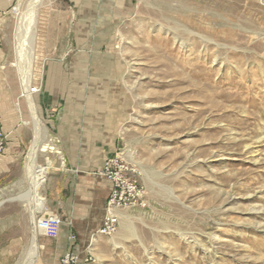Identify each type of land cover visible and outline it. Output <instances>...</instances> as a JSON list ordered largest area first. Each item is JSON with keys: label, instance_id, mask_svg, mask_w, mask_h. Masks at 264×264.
I'll return each mask as SVG.
<instances>
[{"label": "rangeland", "instance_id": "rangeland-1", "mask_svg": "<svg viewBox=\"0 0 264 264\" xmlns=\"http://www.w3.org/2000/svg\"><path fill=\"white\" fill-rule=\"evenodd\" d=\"M35 4L14 0L12 6L13 108L29 151L16 171L24 189L0 197L7 200L0 222H12L9 232L16 236L11 264L31 242V214L20 198L36 187L47 201L39 219L56 211L64 220L58 237L39 229L40 263L51 264L50 255L79 244L63 201L53 208L45 196L50 167L65 157L51 127L61 116L72 121L77 111L89 125L98 120L105 132L112 130L86 135L88 161L102 164L117 148L114 155L122 154L145 191L142 205L122 210L126 218L113 235L90 236L78 264H264V0ZM37 8L33 84L42 89L35 102L48 128L43 138L58 148L37 159L38 169L47 168L44 179L30 162L37 129L22 94L16 49L23 15L31 18ZM24 48L27 68L35 47L27 41ZM41 58L47 59L42 80ZM101 167L94 173L104 178ZM100 186L89 204L72 206L91 212L96 225L108 197ZM30 200L32 207L38 203L37 196Z\"/></svg>", "mask_w": 264, "mask_h": 264}, {"label": "crops", "instance_id": "crops-1", "mask_svg": "<svg viewBox=\"0 0 264 264\" xmlns=\"http://www.w3.org/2000/svg\"><path fill=\"white\" fill-rule=\"evenodd\" d=\"M13 4L14 0H0V120L5 132L9 134L7 149L4 153L0 154V197H7L9 191H13V189L20 192L24 189V180H21L16 175V171L19 167L18 165L21 164V160L24 159L26 151H29V142L25 140L26 137L24 136L26 132L20 125V118L15 114L13 108L14 97L16 95L13 89L15 78L12 72L13 68L11 67L13 60L12 43L9 40L13 31ZM75 114L78 115L70 117L72 121L68 122H66L63 116L56 117L55 121L57 122L51 127L59 139L62 140L65 157L63 159H55V166L50 167L46 179L45 196L48 197L53 208L56 201H63L64 214L69 215L71 221L74 223L71 232L79 241V244L73 250L80 256H84V247L101 223L99 225L90 223L92 219L91 212L84 213L83 210L73 212L72 206L80 208L85 203L89 204L93 192H96L95 184H101V190L99 187L97 191L105 193V196H108L111 189V183L107 179L97 177L95 176L96 173H94L103 163L99 164L97 161L90 162L87 159L88 147L86 142L88 141L86 135L89 132L111 133L112 130L111 126H109L107 128L108 131L105 132L104 128L106 127L99 126L98 120L89 125L88 118L82 111H77ZM22 117H24V114ZM67 134H79V137L66 138L65 135ZM71 141L78 142L81 145L76 147L72 145ZM58 142L60 143L59 140ZM115 150L111 147L108 154L113 156ZM2 201L5 203L7 200ZM53 212L55 213L56 211ZM103 212L105 213V206ZM72 215L74 216L72 217ZM13 225L12 222L9 224L7 221L0 222V264H11L17 259L15 252L16 236L9 232L12 231ZM8 237L11 238L10 246H8ZM65 252L66 250L59 257L57 255H50L51 259H47V261H50L51 264H61L60 260ZM20 257L17 261L20 260ZM57 257L60 259L57 260ZM43 261L46 260L43 259Z\"/></svg>", "mask_w": 264, "mask_h": 264}, {"label": "bare ground", "instance_id": "bare-ground-1", "mask_svg": "<svg viewBox=\"0 0 264 264\" xmlns=\"http://www.w3.org/2000/svg\"><path fill=\"white\" fill-rule=\"evenodd\" d=\"M35 1H36V4L39 5L43 0H34V2ZM142 2H143V0H142ZM15 11L17 12V14H20L22 12L20 8H16ZM28 14H29V12L26 14L27 15L26 17L23 15L21 25L18 24V25H20L21 29H20V42H19V45L16 47V49L19 52L18 53L19 59H18L17 65L19 67L21 82H22V86H23V89H22L23 93L22 94L25 96V99L27 100V102L30 106V109L32 112V117H33L34 123L36 125V129H37V130L35 129L36 130L35 134H36L37 138H36L35 142H33L34 143L33 144L34 149H32L33 154L30 157V162H32L31 164L34 165L33 169L35 167V170L33 173H35L37 179H41V178L44 179L47 176V168L42 167V168L38 169L37 168L38 167L37 166V159L40 156V154H42V153L45 154L46 152H49V150H50V152H51V150H56V149L58 150V148L52 146V145H55V142H57L56 140H53V139L44 140L45 138H43V135H46L48 133V128L45 126V124H44V122L40 116V113H39L40 106H38L35 102V94L36 93L39 94V92H37V91H41V89H42L41 83H40L41 81L39 82L40 84H38V85L33 84L34 83V77H35V74L33 73L34 65H35L36 59L38 60V57L36 55V46H35V41L37 40V36H38V23H39L37 20V17L39 14L38 8L34 9L30 12L31 18L29 17ZM29 20H31V21H29ZM27 41H28L29 47H31V46L35 47V49H34L35 56H31L30 62H28V65L26 68L24 60H23V58H24L23 53H24V49H25L24 46H26ZM30 42H32L31 46H30ZM183 44H184V41L182 42V45ZM46 60H47L46 58H41V64H40L41 65V71H40L41 72V74H40L41 80L44 79V76H45L44 74H45V68H46ZM35 83H37V82L35 81ZM33 89H35V91H33ZM17 107H18V110H20V106L18 105ZM128 159H130V158H128ZM35 196L38 197V203L36 204L37 207H36V205L32 207L30 205V202H31L30 199L32 197H35ZM21 197H23V198H20V200L27 206V210L31 214L32 237H31V242H30L28 249H26V251L22 254V257L20 258V261L18 264H41L40 263V251L41 250H40L39 234H38V231H39L38 219L40 218L41 215H43L46 212L47 201L45 199H41V192H40V189H38V187H36V190H32V191H29V193H25L24 195H21ZM1 203H3V201H1L0 204ZM123 213L124 212L119 211V216H120L121 220L124 217L126 218V216Z\"/></svg>", "mask_w": 264, "mask_h": 264}, {"label": "built area", "instance_id": "built-area-1", "mask_svg": "<svg viewBox=\"0 0 264 264\" xmlns=\"http://www.w3.org/2000/svg\"><path fill=\"white\" fill-rule=\"evenodd\" d=\"M8 138L9 134L0 123V154L6 151ZM131 171L129 163L119 152L103 162L99 174L111 183V189L106 200L103 219L93 236L113 235L121 222L119 211L142 205L145 191L138 180L131 176ZM63 224V217L51 212L48 217L39 219L38 228L42 229L47 236L55 238L59 236ZM79 260L80 255L69 249L61 257L60 262L61 264H78Z\"/></svg>", "mask_w": 264, "mask_h": 264}]
</instances>
